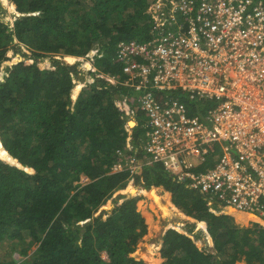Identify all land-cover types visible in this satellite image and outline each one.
<instances>
[{
    "label": "trees",
    "instance_id": "1",
    "mask_svg": "<svg viewBox=\"0 0 264 264\" xmlns=\"http://www.w3.org/2000/svg\"><path fill=\"white\" fill-rule=\"evenodd\" d=\"M151 2L10 0L13 25L0 5V245L12 250L0 264H151L137 256L148 231L140 211L143 196L120 194L131 181L162 191L171 213L197 222L164 231L165 264H264V223L251 219L254 230L240 236L233 220L241 214L205 198L160 164H145L148 117L140 109L131 150L127 146L124 104L136 109L137 103L123 85L119 45L154 37ZM11 48L14 57L8 55ZM58 55L83 61L70 65ZM85 62L98 71L86 74ZM79 76L84 85L73 99V77ZM155 96L162 103L178 100L200 118L215 107L183 91ZM131 160L143 164L131 171ZM215 162L217 156L207 167ZM117 163L123 171L114 172ZM205 234L216 255L200 245ZM151 254L146 258L159 263L157 252Z\"/></svg>",
    "mask_w": 264,
    "mask_h": 264
},
{
    "label": "built area",
    "instance_id": "2",
    "mask_svg": "<svg viewBox=\"0 0 264 264\" xmlns=\"http://www.w3.org/2000/svg\"><path fill=\"white\" fill-rule=\"evenodd\" d=\"M151 3L154 37L121 44L118 54L123 85L148 117L145 164H160L205 198L264 223V1ZM175 91L215 107L200 118L178 100L162 103L155 96ZM124 107L130 132L138 109ZM139 164L131 160L129 169ZM123 170L121 163L114 167Z\"/></svg>",
    "mask_w": 264,
    "mask_h": 264
},
{
    "label": "rangeland",
    "instance_id": "3",
    "mask_svg": "<svg viewBox=\"0 0 264 264\" xmlns=\"http://www.w3.org/2000/svg\"><path fill=\"white\" fill-rule=\"evenodd\" d=\"M10 0H0V5L2 7V16L5 21L9 22L10 24L13 25V21L11 19V16L8 13V8H9ZM19 46L24 49L26 48L24 45L19 44ZM16 53V50L10 49L8 52L9 57H14ZM16 58L18 60H22L21 55H17ZM58 60L61 61H66L70 65H75L79 63L80 61H83L82 58H77V57H67L64 55H58L55 57ZM69 58V59H68ZM72 58V59H70ZM50 59L45 60V63H49ZM94 66V64L85 62L84 65H81L82 69H84V72L87 74L90 66ZM6 66L3 65L1 74L5 72ZM87 76V75H86ZM76 86L74 90L72 91L71 95L72 98H75V89L77 87H80L82 89V86L84 85V81L81 79V76L78 78L73 77ZM80 89V91H81ZM79 91V92H80ZM138 109L139 107L136 106ZM146 120V119H145ZM130 123L133 122V127L128 132V138H127V146H131V141H132V134H133V128L136 127V119L135 120H130ZM130 188H133L136 192L135 195H132L131 192L129 191ZM129 189L126 192H121L120 194L126 195L127 197H134L137 195L143 196L142 203L140 205V211L141 213L148 219V231L146 236L143 238V241L139 245V250L137 253V256L140 257L141 259L151 263V264H165V259L161 257L160 254V248H161V240H162V235L164 231L171 227L174 226L179 230H183L184 224H196L197 222L193 219H190L186 216H182L178 213H175L174 211H171L167 208L166 204L164 203L162 197H163V192L160 190H147L143 189L139 186H136L133 181L130 182L129 184ZM170 202H171V195H170ZM112 202H109V205ZM178 210V209H177ZM179 211V210H178ZM180 212V211H179ZM182 214V213H181ZM152 219V223H151ZM255 224L254 220H249L247 219L246 216L238 215L235 217L233 220V225L235 226V229L237 231H240V236H243L247 230H254L253 225ZM256 225V224H255ZM183 227V228H182ZM186 229V228H185ZM254 234L253 232H250V237H253ZM200 245L208 251V253H212L213 255H216V251L210 247L209 245V238L204 235V238L200 239L199 241ZM150 248L154 251L157 252L158 256H156V259L159 261V263H155L153 259H147L146 257L151 256V251ZM36 247H33L30 251L29 254L33 253L35 251ZM11 248L7 244H2L0 245V260H5L9 261L10 259V253H11ZM15 258H18V254H14ZM103 256L106 258V255L103 254Z\"/></svg>",
    "mask_w": 264,
    "mask_h": 264
},
{
    "label": "bare ground",
    "instance_id": "4",
    "mask_svg": "<svg viewBox=\"0 0 264 264\" xmlns=\"http://www.w3.org/2000/svg\"><path fill=\"white\" fill-rule=\"evenodd\" d=\"M129 126H130V123H129ZM130 127H133V126H130ZM248 218H250V219H256L255 217H253V216H251V215H249V216H247ZM256 220H258V219H256Z\"/></svg>",
    "mask_w": 264,
    "mask_h": 264
},
{
    "label": "clouds",
    "instance_id": "5",
    "mask_svg": "<svg viewBox=\"0 0 264 264\" xmlns=\"http://www.w3.org/2000/svg\"><path fill=\"white\" fill-rule=\"evenodd\" d=\"M21 61V60H20Z\"/></svg>",
    "mask_w": 264,
    "mask_h": 264
}]
</instances>
